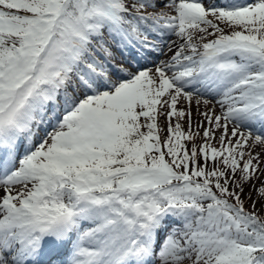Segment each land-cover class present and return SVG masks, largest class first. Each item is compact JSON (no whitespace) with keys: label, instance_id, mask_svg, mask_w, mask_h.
I'll use <instances>...</instances> for the list:
<instances>
[{"label":"snow or ice","instance_id":"obj_1","mask_svg":"<svg viewBox=\"0 0 264 264\" xmlns=\"http://www.w3.org/2000/svg\"><path fill=\"white\" fill-rule=\"evenodd\" d=\"M245 185L264 0H0V264H264Z\"/></svg>","mask_w":264,"mask_h":264},{"label":"trees","instance_id":"obj_2","mask_svg":"<svg viewBox=\"0 0 264 264\" xmlns=\"http://www.w3.org/2000/svg\"><path fill=\"white\" fill-rule=\"evenodd\" d=\"M194 115L196 116V114H194ZM194 125H195V123H193V126ZM185 129L187 130V127ZM255 183L257 184V186H259L257 181H255ZM249 194L251 195V199H249ZM242 199L245 201V207L248 208L249 210H251L252 201H254V200L257 201V203H256L257 210H260L261 205L264 204V201L259 200L257 197V194L254 191H251V185H245L244 195L242 196Z\"/></svg>","mask_w":264,"mask_h":264},{"label":"rangeland","instance_id":"obj_3","mask_svg":"<svg viewBox=\"0 0 264 264\" xmlns=\"http://www.w3.org/2000/svg\"><path fill=\"white\" fill-rule=\"evenodd\" d=\"M179 106H182V107H185L186 109H187V104H182V105H179ZM204 109H203V107L201 106V111H203ZM191 111L193 112H196V114H197V109H196V104H192L191 105ZM216 111H219V108H217L216 109ZM193 114V113H192ZM198 117H200L199 115H197ZM192 119L194 120V118L192 117ZM174 122V121H173ZM161 124L163 125L164 124V118L163 117H161ZM185 127H187V124H186V122H185ZM257 150H259V149H257ZM257 183L259 184V181H257ZM0 194H2V193H0Z\"/></svg>","mask_w":264,"mask_h":264}]
</instances>
